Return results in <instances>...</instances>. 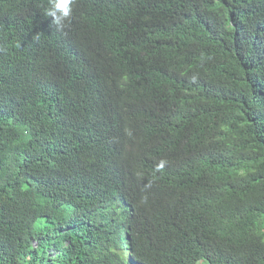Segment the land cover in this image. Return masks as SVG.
<instances>
[{
  "label": "trees",
  "instance_id": "16d2710c",
  "mask_svg": "<svg viewBox=\"0 0 264 264\" xmlns=\"http://www.w3.org/2000/svg\"><path fill=\"white\" fill-rule=\"evenodd\" d=\"M48 8L0 0V264H264V0Z\"/></svg>",
  "mask_w": 264,
  "mask_h": 264
},
{
  "label": "clouds",
  "instance_id": "9594fccd",
  "mask_svg": "<svg viewBox=\"0 0 264 264\" xmlns=\"http://www.w3.org/2000/svg\"><path fill=\"white\" fill-rule=\"evenodd\" d=\"M75 2L76 0H49L47 16L52 18V23L58 30L63 29L71 19ZM163 166L164 162L162 161L158 166V170L162 169Z\"/></svg>",
  "mask_w": 264,
  "mask_h": 264
},
{
  "label": "rangeland",
  "instance_id": "374dc122",
  "mask_svg": "<svg viewBox=\"0 0 264 264\" xmlns=\"http://www.w3.org/2000/svg\"><path fill=\"white\" fill-rule=\"evenodd\" d=\"M197 264H208V263L205 261H199Z\"/></svg>",
  "mask_w": 264,
  "mask_h": 264
}]
</instances>
